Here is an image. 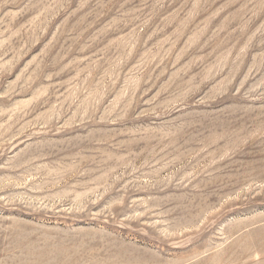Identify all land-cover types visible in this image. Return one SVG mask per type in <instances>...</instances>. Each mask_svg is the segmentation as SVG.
Returning a JSON list of instances; mask_svg holds the SVG:
<instances>
[{
    "label": "rangeland",
    "instance_id": "1",
    "mask_svg": "<svg viewBox=\"0 0 264 264\" xmlns=\"http://www.w3.org/2000/svg\"><path fill=\"white\" fill-rule=\"evenodd\" d=\"M0 264H264V0H0Z\"/></svg>",
    "mask_w": 264,
    "mask_h": 264
}]
</instances>
